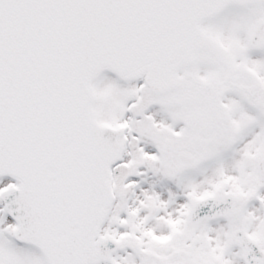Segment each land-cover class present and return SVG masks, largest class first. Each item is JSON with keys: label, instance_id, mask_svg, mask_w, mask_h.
Here are the masks:
<instances>
[{"label": "snow or ice", "instance_id": "6c2138e0", "mask_svg": "<svg viewBox=\"0 0 264 264\" xmlns=\"http://www.w3.org/2000/svg\"><path fill=\"white\" fill-rule=\"evenodd\" d=\"M0 264H264V0H0Z\"/></svg>", "mask_w": 264, "mask_h": 264}]
</instances>
